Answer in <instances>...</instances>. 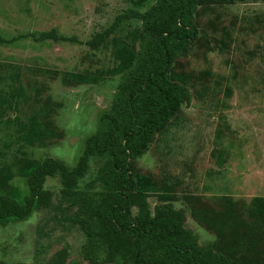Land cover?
<instances>
[{"label": "rangeland", "instance_id": "374dc122", "mask_svg": "<svg viewBox=\"0 0 264 264\" xmlns=\"http://www.w3.org/2000/svg\"><path fill=\"white\" fill-rule=\"evenodd\" d=\"M153 2L0 0L1 196L20 200L26 177L43 159L75 164L117 92L122 71L113 53L117 47L136 53L140 21L124 20L96 50L86 41L116 15L142 13ZM192 22L196 36L168 71L189 102L133 160V172L149 210L160 204L158 194L172 195L184 228L204 245L215 236L192 211L217 210L223 197L243 207L264 197V3L197 6ZM48 31L67 40L35 39ZM96 170L90 160L76 184L81 196L95 199L101 190ZM42 188L48 204L38 203L25 219L0 220V264H46L61 248L65 264H84L81 231L67 219L75 206L61 197L57 174L45 177Z\"/></svg>", "mask_w": 264, "mask_h": 264}, {"label": "trees", "instance_id": "16d2710c", "mask_svg": "<svg viewBox=\"0 0 264 264\" xmlns=\"http://www.w3.org/2000/svg\"><path fill=\"white\" fill-rule=\"evenodd\" d=\"M233 1L155 0L142 13L127 9L116 15L86 41L96 50L124 20L140 21L136 53L128 47H117L113 53L122 71L117 92L110 108L98 115L95 131L84 140L75 164L68 168L43 159L26 177V194L20 200L0 195V220L25 219L38 203L48 204L50 194L42 184L45 177L57 174L61 197L75 206L67 219L81 231L84 264H264V197H252L245 207L223 197L217 210L192 211L191 217L215 236L200 245L184 228L183 211L172 207V195L158 194L160 204L149 210L148 194L133 172V160L146 152L180 105L189 102L188 90L171 82L168 71L186 55L196 36L192 22L196 7ZM35 39L67 40L53 31L41 32ZM90 160L97 163L101 188L95 199L76 192ZM66 258L61 248L46 264H65Z\"/></svg>", "mask_w": 264, "mask_h": 264}]
</instances>
